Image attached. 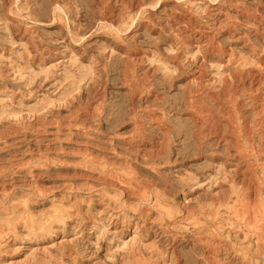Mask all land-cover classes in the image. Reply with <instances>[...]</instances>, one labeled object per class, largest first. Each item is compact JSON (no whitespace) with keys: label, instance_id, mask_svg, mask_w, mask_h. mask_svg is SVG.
<instances>
[{"label":"rangeland","instance_id":"obj_1","mask_svg":"<svg viewBox=\"0 0 264 264\" xmlns=\"http://www.w3.org/2000/svg\"><path fill=\"white\" fill-rule=\"evenodd\" d=\"M97 1L0 0V264H264V0Z\"/></svg>","mask_w":264,"mask_h":264},{"label":"bare ground","instance_id":"obj_2","mask_svg":"<svg viewBox=\"0 0 264 264\" xmlns=\"http://www.w3.org/2000/svg\"><path fill=\"white\" fill-rule=\"evenodd\" d=\"M97 2H99V0L97 1ZM126 2V1H125ZM102 3V2H101ZM124 3V2H123ZM129 3H131V2H129ZM107 5V4H106ZM128 5V4H127ZM129 8V7H128ZM234 11V10H233ZM108 13V12H107ZM238 14V13H237ZM183 15V14H182ZM215 15V14H214ZM207 17V16H206ZM258 20V19H257ZM178 27V26H177ZM203 32V31H202ZM201 33V32H200ZM189 34V33H188ZM181 36V35H180ZM217 39V38H216ZM215 41V40H214ZM245 41V40H244ZM214 49V48H213ZM211 50V49H210ZM225 50V49H224ZM262 61V60H261ZM190 62V61H189ZM203 62V61H202ZM190 64V63H189ZM196 70V69H195ZM262 72H264V70L262 71ZM246 74L247 75H251V78H255V77H258L259 76V73H258V71H257V69L256 68H253L251 71H248V72H246ZM201 75H204V74H201ZM201 75L199 74L197 77H201ZM238 75V74H237ZM208 76V75H207ZM232 76V75H231ZM236 76V75H235ZM205 77V76H204ZM234 77V76H233ZM237 77V76H236ZM203 78V77H202ZM235 78V77H234ZM193 79V78H192ZM191 79V80H192ZM233 79V78H232ZM198 80V79H197ZM235 80V79H234ZM255 80V79H254ZM257 81H258V79H257ZM260 81H261V79H260ZM264 82V81H263ZM249 84V83H248ZM202 85V84H201ZM226 85H227V80L226 79H223L222 80V90L224 91V89H225V87H226ZM254 88V87H253ZM253 90V89H252ZM206 91V90H205ZM236 97V96H235ZM209 98H211V99H215V100H217L218 98H219V92H217V93H215V94H211L210 96H209ZM251 99V101L253 100L252 98H250ZM262 100V99H261ZM262 102V101H261ZM253 103V102H252ZM219 109V108H218ZM223 109V108H222ZM220 110V109H219ZM257 110V109H256ZM196 111V110H195ZM246 113V112H245ZM224 114V113H223ZM229 115V114H228ZM215 120V119H214ZM193 122L195 123V125L198 123L196 120H193ZM210 123H212V122H210ZM216 123V122H215ZM212 129V128H211ZM235 129L236 128H234V129H232V131H229L230 132V135L231 134H233L234 133V131H235ZM238 129H239V127H238ZM194 130V129H193ZM210 130V129H209ZM191 131H192V129H191ZM240 132L242 133V136H243V139H244V141H248L250 138H247V135H245V134H247V132H246V130H245V128H243V129H241L240 130ZM202 133H207V132H202ZM212 133V132H211ZM217 133V132H216ZM215 133V134H216ZM162 134V133H161ZM192 134H194V133H192ZM219 134V133H218ZM199 136H201V139H205V135L204 134H200ZM258 137H259V143H260V145L262 146V145H264V131H262L259 135H258ZM219 139H222V140H224L222 137H219ZM230 142H232V141H230ZM233 143V142H232ZM232 143L230 144V145H232ZM156 144H158V143H156ZM234 144V143H233ZM155 147V146H154ZM144 148V147H143ZM156 149H157V147H156ZM155 149V150H156ZM151 150V149H150ZM154 150V151H155ZM157 152H158V150H156ZM160 151V150H159ZM151 152V151H150ZM231 152V151H230ZM253 155V154H252ZM263 165V164H262ZM246 169V168H245ZM235 171V170H234ZM242 171V170H241ZM245 172V171H244ZM236 174V173H235ZM240 174V173H239ZM239 179V178H238ZM237 179V180H238ZM242 179H244V178H241L240 179V184L242 185V184H244L245 186H247L248 184H245L243 181L241 182V180ZM246 179V178H245ZM236 180V181H237ZM245 181V180H244ZM247 183V182H246ZM249 183V182H248ZM250 185V184H249ZM254 186V185H253ZM253 188V187H252ZM258 189V188H257ZM251 190V189H250ZM122 192V191H121ZM131 192V191H130ZM136 192V191H135ZM252 194V193H251ZM141 196V195H140ZM148 198V197H147ZM253 200V199H252ZM252 203V202H251ZM141 204V203H140ZM149 204V203H148ZM136 208H137V206H136ZM250 208V207H249ZM251 209V208H250ZM256 209V208H255ZM233 211V210H232ZM262 216H263V214H262ZM238 217V216H237ZM260 218V217H259ZM143 219V218H142ZM150 220V219H149ZM132 225V224H131ZM204 227V226H203ZM207 227V226H206ZM219 231V230H218ZM217 231V232H218ZM222 232V231H221ZM221 232L219 233V234H221ZM216 233V232H215ZM228 233V232H227ZM262 234V233H261ZM149 239V238H148ZM230 239V238H229ZM237 239V238H236ZM232 242V241H231ZM235 242V241H234ZM154 244V243H153ZM174 245V244H173ZM264 247V246H263ZM175 248V247H174ZM222 248V247H221ZM239 251V250H238ZM84 252V251H83ZM228 252V251H227ZM242 253V252H241ZM151 254V253H150ZM71 255V254H70ZM77 255H79V254H77ZM73 256V255H72ZM230 258V257H229Z\"/></svg>","mask_w":264,"mask_h":264}]
</instances>
